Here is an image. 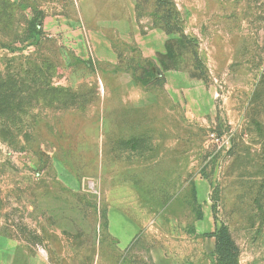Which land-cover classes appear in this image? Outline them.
<instances>
[{"label": "rangeland", "instance_id": "1", "mask_svg": "<svg viewBox=\"0 0 264 264\" xmlns=\"http://www.w3.org/2000/svg\"><path fill=\"white\" fill-rule=\"evenodd\" d=\"M2 136L0 264H264V0H0Z\"/></svg>", "mask_w": 264, "mask_h": 264}, {"label": "trees", "instance_id": "2", "mask_svg": "<svg viewBox=\"0 0 264 264\" xmlns=\"http://www.w3.org/2000/svg\"><path fill=\"white\" fill-rule=\"evenodd\" d=\"M157 2L162 4V0H157ZM0 139L3 142H8L3 136ZM212 237L215 238L217 264H238V248L229 229L223 225L212 234Z\"/></svg>", "mask_w": 264, "mask_h": 264}]
</instances>
